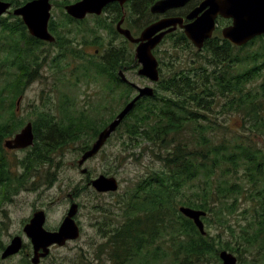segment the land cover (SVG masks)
<instances>
[{"label":"trees","instance_id":"trees-1","mask_svg":"<svg viewBox=\"0 0 264 264\" xmlns=\"http://www.w3.org/2000/svg\"><path fill=\"white\" fill-rule=\"evenodd\" d=\"M5 1L18 7L30 0ZM156 1L129 0L126 25L134 34H139L155 19L150 8ZM109 7L113 21L97 16V26L92 28L94 44L101 43L98 40L99 28L106 27L111 32L112 43L120 36L114 24L121 18L122 9L117 3ZM64 15L68 23L75 21L68 14ZM58 24L56 20L50 21V30L57 34V38L49 43L32 36L22 17L13 12L0 16V50L5 51L0 66L6 67V76L0 81V186L5 190L4 196L21 183L18 184L19 178H2L8 167L2 155L3 143L25 123L17 116V100L31 83L44 76L42 68L50 53L45 46L59 45L67 55L82 58V54L71 46L72 39L59 34ZM222 26L220 23L214 36L205 43L204 49L209 53L203 56L205 62L194 66L196 61L192 60L193 64L185 69H176L172 65L169 72L163 66L155 95L140 99L121 124L126 126V136L131 142L124 141L129 144L127 148L137 147L141 141H146V147L162 162V166L140 177L134 183L133 193L124 202L126 220L113 229L108 241L111 260L115 264L157 263L164 258L173 264H204L212 256L219 259V252L225 248L209 232L202 234L194 221L180 212L179 206L218 214L216 205L223 200L232 199L236 203L244 189L241 182L231 181L230 177L238 176L240 166L245 167V174L256 188L253 196L258 203L259 220H256L258 227L251 241L264 244V147L253 144L251 140L238 141L232 148L225 141H216L212 120L207 114L220 103L224 110L240 113L243 120L251 124L250 129L264 137V80L258 85L260 91L251 86L259 76H263L264 35L239 47L222 37ZM167 37L175 48L194 46L183 30L172 32ZM258 41L261 43L254 49ZM249 47L252 49L240 54ZM65 52L53 57L55 65L64 58ZM122 55L123 68L139 67L126 43H123V48L112 44L104 49L100 62H90L99 75H110L112 103L118 100L126 104L132 98L134 88L123 80L122 89L118 74ZM222 98L225 99L223 103ZM99 107L108 108V105L99 103L96 108ZM58 109L59 117L48 111H35L36 117L32 122L36 141L32 148L34 156L30 158L32 164L43 156L49 162L54 161V154L63 153L72 143L81 142L84 138V144L89 148L99 131L118 112L112 108L110 116L102 121L86 117L85 111L74 115L76 110L71 107L59 105ZM132 154L136 155L135 152ZM200 176L204 184L198 186L193 181ZM187 184L192 187L190 194L183 190ZM163 238H166L165 242L158 241ZM4 247L0 239V248Z\"/></svg>","mask_w":264,"mask_h":264},{"label":"rangeland","instance_id":"rangeland-1","mask_svg":"<svg viewBox=\"0 0 264 264\" xmlns=\"http://www.w3.org/2000/svg\"><path fill=\"white\" fill-rule=\"evenodd\" d=\"M76 1L78 0H52L51 20H56L59 23V34L72 39L71 46L82 54V58L73 54L67 55L63 49L54 45L47 44L45 46L50 53L42 68L44 76L31 83L26 91L19 96V101L17 100V116L25 121L24 125L32 122L36 117V110L48 111L59 117V105L76 110L74 115H80L81 111H85L86 117H96L102 121L110 116L112 108L119 112L124 106L118 100L112 103L109 95L110 75L108 73L99 75L90 61L100 62L101 57L95 54V50L98 49L102 55L104 49L112 44L122 46L123 43H126L135 55V45L131 42L127 43L125 37L121 35L116 37L112 43L111 32L103 28L98 29V40L101 43L94 44L95 35L91 30L97 26V16H88L82 22L68 23L67 16L64 15L65 5ZM100 17L105 18V16ZM108 17V21H113V15L108 14ZM53 34L57 36L56 33ZM86 42L92 44L87 45ZM82 43L86 45L80 46ZM260 43L256 42L254 49ZM203 49L198 51L195 46L175 48L172 40L168 38L159 46L156 55L162 58L163 64H165L162 66L169 72L173 69L172 65L176 69H185L188 65L193 64L192 60L196 61L194 66L205 62L203 56L209 53ZM251 49L249 47L240 54ZM4 52V50H0V60ZM61 52H65V56L59 60V64L55 65L53 57ZM197 52L201 54L197 55ZM138 69L126 68L123 69V72L128 80L136 85H153L156 88L155 83H151L138 73ZM5 76L6 67L0 66V81ZM262 80H264V70L263 76H259L251 86L260 91L258 85ZM224 100L222 98L221 103ZM99 103H107L108 108H96ZM207 114L212 120L216 141H225L232 148V145L238 141L251 140L253 144L264 147V137L252 131L249 127L251 124L245 122L240 113L224 110L219 103L212 110L207 111ZM125 128V125L119 127L101 151L88 159L86 164L84 163L85 166H80L79 160L77 161L80 158L78 143L74 142L63 153L54 154V161H48L43 166L42 173L39 172L35 182L28 179L25 185L21 184L17 189L10 190L8 196H4L5 190L0 186V239L5 248L16 235H21L30 244V238L27 237L23 228L36 209H45L47 216L44 226L53 231L54 228H59L71 204L76 202L79 209L75 219L81 229L80 236L75 240L68 241L65 245H54L42 264H115L111 260V246L108 241L113 229L121 226L126 220L124 202L133 193L134 183L140 177L149 173L153 168L159 169L162 166V162L152 154L150 148L146 147L148 144L146 141H141L137 147L127 148L131 142L126 136ZM124 141L129 144H125ZM81 142L84 143L85 138ZM28 149L32 148L28 147L24 151L16 152L5 148L2 155L7 163L19 172L20 157H23ZM156 150L158 149L156 148ZM132 152H135L136 155H133ZM83 167L88 169L86 173H82ZM101 174L116 176L120 184L118 190L99 192L89 185L92 179ZM88 176L92 179L89 180ZM221 177L220 174L219 179ZM202 179L203 177L200 176L193 183L198 186L204 184ZM230 179L239 181L243 185L244 190L238 195L240 199L236 203H233L232 199L220 202L216 205L218 214L207 212L204 218L205 229L210 235L216 237L225 250L237 256L236 264H264V244L251 241L255 229L258 227L256 220H259L256 208L258 203L253 196L256 188L245 174L244 166H240L238 176L230 177ZM190 188H192L190 184H187L183 190L190 194ZM158 241L165 242L166 238L158 239ZM162 245L166 244L162 243ZM4 249L0 248V264H23L30 261V257H32L28 256V253L32 252L28 247L23 252L3 259ZM145 264H173V262L164 258L157 263L151 261ZM204 264H223V261L220 256L219 259L212 256Z\"/></svg>","mask_w":264,"mask_h":264},{"label":"water","instance_id":"water-1","mask_svg":"<svg viewBox=\"0 0 264 264\" xmlns=\"http://www.w3.org/2000/svg\"><path fill=\"white\" fill-rule=\"evenodd\" d=\"M115 1H118L123 7L127 2V0H78L67 4L65 9L74 18L84 19L87 14L100 15L104 7ZM189 1L157 0L152 4L150 10L154 14L165 13L169 9L184 6ZM12 6L11 2L0 0V16L8 13ZM51 9L52 0H30L14 8L13 13L22 17L32 36L54 42L56 37L49 29ZM219 16L232 20L229 25L222 28V36L235 46H243L254 38L264 35V0H203L187 15V19L191 20L190 22L185 23L184 17H164L150 23L139 36H135L129 28L122 26L123 17L117 24V30L130 42L136 44L135 59L140 64L138 73L156 83L160 81L161 73L160 62L154 53V49L163 41L164 37L180 27L195 47L203 49L206 40L214 36ZM119 76H123V80H128L122 71H119ZM137 90V95L123 106L116 117L99 132L92 146L83 153L78 161L80 166H83L88 159L99 153L142 97L155 95V89L150 85L137 86ZM34 144L35 132L32 122H28L13 138L6 139L4 142L8 149H24ZM87 171V168H82V173ZM89 185L99 192L117 191L120 186L116 176L105 174L92 179ZM78 209V203L73 202L59 228L53 231L44 226L46 221L45 210L40 209L33 214V217L24 227L34 249L33 264H39L41 258L47 257L53 245L62 246L80 236L81 229L75 219ZM179 209L180 212L194 221L202 234L207 233L202 218L207 215L205 210L186 205L180 206ZM22 246V237H14L4 249L2 257L7 258L18 253ZM219 256L223 264H236L238 260L236 255L225 249L220 251Z\"/></svg>","mask_w":264,"mask_h":264},{"label":"flooded vegetation","instance_id":"flooded-vegetation-1","mask_svg":"<svg viewBox=\"0 0 264 264\" xmlns=\"http://www.w3.org/2000/svg\"><path fill=\"white\" fill-rule=\"evenodd\" d=\"M203 0H190L189 2H187L184 6H181V7H177V8H172V9H169V10H167L165 13H152V14H154L155 15V19L152 21V22H154V21H157V20H159V19H161V18H164V17H184L185 18V23H187V22H190L191 20H189V19H187V15L193 10V9H195L197 6H199L200 4H201V2H202ZM118 4L120 7H121V9H122V15H121V18L115 23V28H117V24H118V22L121 20V19H123V17H124V21H123V23H122V26L123 27H126L127 28V25H126V19H127V17H128V8H129V5H128V3H129V0H127V2L125 3V5H124V7L118 2V1H115V2H111V3H109L106 7H104V9H103V12L101 13V15L100 16H105V17H108V14L110 13L109 12V10H110V5L111 4ZM13 10V8L9 11V13L11 12ZM66 14H68L67 12H65ZM69 15V14H68ZM69 16H71V15H69ZM88 16H93V17H95V16H99V15H97V14H87V16L84 18V19H76V18H74L73 16H71L75 21H73V22H82L83 20H86L87 19V17ZM108 19H109V17H108ZM151 22V23H152ZM232 22V20L231 19H227V18H224V17H222V16H219L218 17V19H217V24H218V26H219V24L220 23H223V26L222 27H225V26H227V25H229L230 23ZM149 25V24H148ZM218 26H217V28H218ZM221 27V28H222ZM145 28V27H144ZM143 28V29H144ZM103 29H105V30H107V28H104L103 27ZM130 29V28H129ZM142 29V30H143ZM117 30V29H116ZM178 30H183L182 28H178L176 31H178ZM218 29H216L215 30V32L217 31ZM51 31V30H50ZM92 31V33L94 34V32H93V30H91ZM132 31V30H131ZM184 31V30H183ZM52 32V31H51ZM142 32V31H141ZM140 32V33H141ZM175 32V31H174ZM132 33H133V31H132ZM139 33V34H140ZM172 33V32H171ZM185 33V32H184ZM122 37H123V34H121V33H119ZM134 34V33H133ZM139 34H134V35H136V36H138ZM170 34V33H169ZM169 34H167L165 37H164V39H163V41L154 49V53L156 54V51L158 50V48H159V46L162 44V43H164V41L168 38L167 36L169 35ZM126 40H128V39H126ZM62 42V41H61ZM206 43V42H205ZM86 44L88 45V44H90V43H88V42H86ZM85 43H82L80 46H82V45H86ZM132 44H134L135 45V47H136V44L135 43H132ZM123 46V45H122ZM58 48H60V46L58 45L57 46ZM110 47V46H109ZM123 48V47H122ZM106 49V48H105ZM95 54L98 56V57H101V55H100V53H99V50L98 49H96L95 50ZM157 56V55H156ZM158 57V59H159V62H160V73L162 72V68H163V64H162V62H161V59H160V57L159 56H157ZM139 67H140V64H139ZM138 67V68H139ZM123 69L125 70L126 68H123V55H122V66L119 68V71H122L123 72ZM119 71H118V74H119ZM120 78H121V80H122V89H123V76H119ZM146 79H148V78H146ZM125 82H129V84H131V86L134 88V91H133V96H132V98L135 96V95H137V93H138V90H137V86H139V85H136L135 83H133V82H131L130 80H124ZM148 81H150L149 79H148ZM151 82V81H150ZM151 83H153V82H151ZM158 83H159V81L158 82H156L155 83V85H156V88L154 87V89H155V91L157 90V86H158ZM154 84V83H153ZM145 86H147V85H145ZM135 93V94H134ZM109 95H110V93H109ZM145 97H147V96H145ZM131 98V99H132ZM142 98H144V97H142ZM141 98V99H142ZM60 116V115H59ZM106 127V126H105ZM101 131V130H100ZM99 131V132H100ZM16 134V133H15ZM15 134L13 135V136H11V137H8V138H6V139H9V138H13L14 136H15ZM99 134V133H98ZM98 134H97V136H98ZM97 136H96V138H97ZM96 138L92 141V143H91V145L93 144V142L96 140ZM5 139V140H6ZM4 140V141H5ZM109 140V139H108ZM80 141L78 140L77 141V148H78V150H79V157L81 158V156L83 155V153L85 152V150L86 149H88V148H86L87 146H86V144H84V143H79ZM80 144V145H79ZM3 145H4V143H3ZM106 145V144H105ZM104 145V146H105ZM31 148H33V146H31ZM7 149V148H6ZM27 148H24V149H8V150H10V151H24V150H26ZM32 151H33V149H28L27 151H26V154L23 156V157H20V161H19V165H18V168H20V171L19 172H17L14 168H13V166L12 165H9L8 164V167L6 168V171L4 172V176H2V178L3 179H6V177H8V178H19V183L18 184H26L27 183V181H28V179L30 180V179H32V181H36L37 180V178H38V174H39V172H40V174L42 173V168H43V166L44 165H46L47 163H48V160L43 156V159H41L40 161H36V162H34L33 164L31 163V160H30V158L31 157H33L34 156V154L32 153ZM101 151V150H100ZM79 158V159H80ZM79 159H77V161L79 160ZM88 161V160H87ZM86 161V162H87ZM86 162H85V164H86ZM85 166V165H84ZM15 167V166H14ZM7 174V175H6ZM6 175V176H5ZM88 179L89 180H91L92 178H90V176H88ZM6 180H8V179H6ZM34 181V182H35ZM20 184V185H21ZM39 209H36L34 212H33V214L36 212V211H38ZM43 210H45V209H43ZM46 212V211H45ZM33 214H32V216L29 218V221H30V219L33 217ZM47 214V213H46ZM47 216V215H46ZM28 221V222H29ZM28 222H26V224L28 223ZM25 224V225H26ZM25 225H24V227H25ZM47 229V228H46ZM56 229H58V228H54L53 230H56ZM23 230H24V228H23ZM25 232V231H24ZM26 234V233H25ZM16 236H21V235H16ZM16 236H14V237H16ZM13 237V238H14ZM22 237V236H21ZM28 237V236H27ZM12 238V239H13ZM29 238V237H28ZM22 239H23V237H22ZM12 241V240H11ZM29 243L30 244H28L24 239H23V246H22V248L20 249V251H19V253L20 252H23V251H25L26 250V248H28L29 247V249H30V251L32 250V252H29L28 253V256L30 257V256H33V252H34V249H33V245H32V242H31V239H29ZM54 246V245H53ZM52 246V247H53ZM51 247V248H52ZM5 248V247H4ZM3 248V249H4ZM29 257H28V259H29ZM3 258V257H2ZM3 259H5V258H3ZM46 259V257H43V258H41V260H40V263L39 264H42V262L44 261ZM28 262H30V264H33L32 263V257H30V261H28ZM27 262V263H28ZM27 263H23V264H27Z\"/></svg>","mask_w":264,"mask_h":264}]
</instances>
